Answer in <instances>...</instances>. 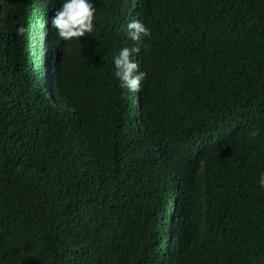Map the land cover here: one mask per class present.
<instances>
[{
  "label": "trees",
  "instance_id": "16d2710c",
  "mask_svg": "<svg viewBox=\"0 0 264 264\" xmlns=\"http://www.w3.org/2000/svg\"><path fill=\"white\" fill-rule=\"evenodd\" d=\"M93 2L0 0V264H264V0Z\"/></svg>",
  "mask_w": 264,
  "mask_h": 264
},
{
  "label": "clouds",
  "instance_id": "9594fccd",
  "mask_svg": "<svg viewBox=\"0 0 264 264\" xmlns=\"http://www.w3.org/2000/svg\"><path fill=\"white\" fill-rule=\"evenodd\" d=\"M96 12L93 0H61L60 8L56 10L55 15L51 18V28L56 31L57 36L63 41L83 37L93 32ZM127 29L128 36L133 41L139 42L143 37L151 36L150 29L138 19L130 20ZM25 31L26 29L22 25L17 28V34L20 36ZM139 51L138 46L132 48L122 47L119 49L118 54L112 58L115 77L120 80L122 87L131 92L140 90L145 76L144 71L140 70L138 62L132 58V55ZM60 53L62 58V51ZM60 61H57V65ZM51 85L52 83H50ZM258 182L260 187L264 188V172L260 173Z\"/></svg>",
  "mask_w": 264,
  "mask_h": 264
},
{
  "label": "water",
  "instance_id": "95a60500",
  "mask_svg": "<svg viewBox=\"0 0 264 264\" xmlns=\"http://www.w3.org/2000/svg\"><path fill=\"white\" fill-rule=\"evenodd\" d=\"M60 58H61V53L59 54L58 62L60 61ZM53 77H54V75H53Z\"/></svg>",
  "mask_w": 264,
  "mask_h": 264
},
{
  "label": "rangeland",
  "instance_id": "374dc122",
  "mask_svg": "<svg viewBox=\"0 0 264 264\" xmlns=\"http://www.w3.org/2000/svg\"><path fill=\"white\" fill-rule=\"evenodd\" d=\"M62 55H63V53H62ZM61 60H62V58H61ZM61 63V62H60ZM58 72V71H57Z\"/></svg>",
  "mask_w": 264,
  "mask_h": 264
}]
</instances>
